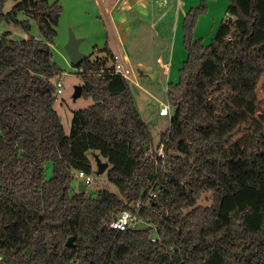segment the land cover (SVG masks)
I'll return each instance as SVG.
<instances>
[{"label":"trees","instance_id":"16d2710c","mask_svg":"<svg viewBox=\"0 0 264 264\" xmlns=\"http://www.w3.org/2000/svg\"><path fill=\"white\" fill-rule=\"evenodd\" d=\"M7 1L0 22L28 32L31 18L41 38L0 34V264H264V0H229L208 45L194 37L207 3L186 12L187 57L167 84L175 111L157 148L108 44L77 66L93 103L66 133L54 107L64 70L52 51L63 6L16 0L4 12ZM93 152L109 161L119 193L74 187L79 171L95 170ZM138 200L148 227L109 225Z\"/></svg>","mask_w":264,"mask_h":264},{"label":"rangeland","instance_id":"374dc122","mask_svg":"<svg viewBox=\"0 0 264 264\" xmlns=\"http://www.w3.org/2000/svg\"><path fill=\"white\" fill-rule=\"evenodd\" d=\"M53 2L55 0H49ZM63 6L59 23L57 25V36L52 44L54 60L62 67L64 72L54 80H63V92L57 94L54 107L58 111L66 133H70L73 113L81 108L93 103L91 97L81 95L75 98L74 92L78 85L82 84L81 70L73 65L65 49L71 33L81 39L79 49L81 52L90 55L92 59L102 57L105 53L102 50L108 44L113 51L117 49L115 36L119 35L116 30L118 18L115 14H105L104 7L113 5L111 0H105L101 4L98 0H58ZM148 2L147 8L150 15L141 17L136 8L128 11L131 31L127 38H122L123 51L128 55L132 67V74L129 82L132 92L137 101L139 94L143 95L141 115L149 124L153 134L154 147L157 148L161 132L166 131L171 122V117L175 111L170 106V114L161 115L159 112L161 103H168L167 84L179 80L178 62L174 66L171 76L165 72V68L160 65L159 57L168 62L175 43L178 46V56L180 51L183 53L184 60L187 51L183 44L182 22L186 12L193 6H198L202 1L208 5V11L201 15L194 29V37L201 38L204 45L211 43L215 32L221 21L226 17L229 0H168L167 3H159L155 0H145ZM16 0H8L3 9L8 12L16 4ZM20 20L28 19L29 16L23 12L18 15ZM31 29L27 32L18 23L0 22V34L9 32L7 38L11 40H22L37 38L41 36L38 32L36 23L31 19ZM121 37V36H120ZM177 60V57H176ZM139 62H143L139 65ZM151 63L153 69L147 71V65ZM180 64V63H179ZM182 63L179 68L182 67ZM150 72L155 74L154 77ZM170 77V78H169ZM139 83V86L136 83ZM259 100L262 102L264 110V75L262 76L257 89ZM96 170V163H95ZM90 174L91 184L87 186V192L94 193L100 188H107L110 191L119 193L118 187L111 182L107 173L97 174L96 171ZM46 177L53 174V163L46 164ZM78 179L74 182V187L78 186ZM210 193H206L199 201L200 204H209V199L205 198ZM148 223L139 222L137 227H148ZM16 234L21 228L19 225L14 227Z\"/></svg>","mask_w":264,"mask_h":264},{"label":"built area","instance_id":"2783aa9c","mask_svg":"<svg viewBox=\"0 0 264 264\" xmlns=\"http://www.w3.org/2000/svg\"><path fill=\"white\" fill-rule=\"evenodd\" d=\"M101 4L105 0H98ZM159 3H167L168 0H155ZM112 67L115 73H119L126 77L127 79H130V75L132 74L133 70L130 64V61L123 51V49L119 46L117 51H115L112 55ZM57 87V93L63 92V80L59 78L56 82ZM170 104L169 103H161L159 112L161 115H168L170 114ZM160 154H163V148L161 147L159 150ZM78 180L82 179L86 185L88 186L91 184L92 179L90 175H88L85 171H79L77 173ZM154 187V185H153ZM151 195L155 196L156 192L151 191ZM146 205L142 200L136 201L134 204H132L131 207L121 210L110 222L109 225L113 228H118L121 230L131 229V228H137V224L139 222H145L143 218L140 216V212L142 208ZM157 236V235H156ZM156 239L155 237L153 238Z\"/></svg>","mask_w":264,"mask_h":264},{"label":"crops","instance_id":"0c3cea01","mask_svg":"<svg viewBox=\"0 0 264 264\" xmlns=\"http://www.w3.org/2000/svg\"><path fill=\"white\" fill-rule=\"evenodd\" d=\"M111 2L113 3V5L110 4V7L105 6L104 12H105V14H109V15L114 13L115 17L118 18V21L116 24V30L119 32V35L115 36L116 46L118 49L119 46L121 48L123 47L121 39L127 38L128 33L131 31L130 30L131 25H130V21H129L128 11L132 10L133 8H136V10L138 11V13L140 14L141 17H146V16L150 15V10L147 8L146 4L148 2H146L145 0H111ZM117 49L115 51H117ZM127 57H128V55H127ZM176 57H177V60H176ZM184 57H183L182 51H180V55L178 56V46L175 43L174 49L171 52V55L168 59V62L167 61L165 62L162 57H159L158 61L160 62V65L163 66V68H165V72L167 73V75L171 76L173 69H174V66L176 65L175 64L176 61H178V59L180 60L178 62V66H177V69H180L179 65L181 63L183 64ZM128 59H129V57H128ZM129 61H130V59H129ZM142 64H143V62H139V65H142ZM152 69H153V65L151 63H148L147 71L152 70ZM146 74H151V73L146 72ZM154 75L155 74H151L152 77H154ZM136 84L139 86L138 82ZM142 98H143V95L139 94V97L136 101L137 106H138L140 111L142 109L141 107L143 106V103L141 101Z\"/></svg>","mask_w":264,"mask_h":264},{"label":"water","instance_id":"95a60500","mask_svg":"<svg viewBox=\"0 0 264 264\" xmlns=\"http://www.w3.org/2000/svg\"><path fill=\"white\" fill-rule=\"evenodd\" d=\"M80 42H81V39L77 38L75 34L71 33L69 41L65 45V49L69 55L70 61L75 66H78L82 62V60L88 56V54L80 51L79 49ZM82 93H83V86L78 85L75 89L74 97L75 98L80 97ZM92 156L96 163V170H95L96 173L101 174L103 172H106L107 169L109 168V161L104 160L102 156L100 155V153L98 152H93ZM78 189L80 191L87 190V185L82 179L78 181ZM67 245L70 247L75 246L73 237H70L67 240Z\"/></svg>","mask_w":264,"mask_h":264}]
</instances>
